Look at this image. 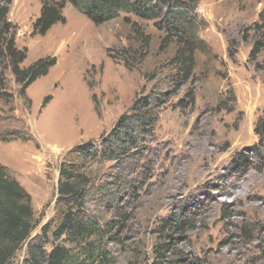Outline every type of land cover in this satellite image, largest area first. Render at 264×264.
Instances as JSON below:
<instances>
[{"label":"rangeland","instance_id":"obj_1","mask_svg":"<svg viewBox=\"0 0 264 264\" xmlns=\"http://www.w3.org/2000/svg\"><path fill=\"white\" fill-rule=\"evenodd\" d=\"M198 2L195 14L204 22L199 36L211 52H197L194 75L183 83L171 71L176 47L163 46L153 22L122 14L95 25L68 4L66 22L41 36L33 27L42 2L12 0L8 20L16 46L27 51L22 67L57 59L27 90L31 108L9 73L12 97L0 99V165L30 194L36 225L13 264H25L29 245L54 217L65 155L107 138L139 97L167 91L177 93L157 112L142 153L93 168L86 208L100 224L115 227L100 241L110 264H161L156 247L172 241L168 261L264 264V139L256 133L264 121V51L250 57L264 0ZM189 91L195 105L179 108ZM69 93L80 108L63 103ZM54 110L56 122L66 119L75 134L65 145L54 131L59 122L55 129L44 125ZM241 155L249 163L238 167ZM180 217L187 221L181 232L162 228Z\"/></svg>","mask_w":264,"mask_h":264},{"label":"trees","instance_id":"obj_2","mask_svg":"<svg viewBox=\"0 0 264 264\" xmlns=\"http://www.w3.org/2000/svg\"><path fill=\"white\" fill-rule=\"evenodd\" d=\"M42 8L34 24L36 35H46L57 24H64L63 10L71 5L95 25H103L131 15L153 22L161 32L164 45H174L176 52L170 65L172 73L183 83H188L196 66L197 52L211 50L199 34L204 27L195 14L198 0H40ZM12 0H0V99L9 100L7 74H11L20 86L19 96L31 108L27 90L39 79L46 77L57 65L56 58L40 59L29 67H22L27 51L16 46L14 26L8 20ZM130 23V18H125ZM256 40L250 53L256 60L264 51V14L252 27ZM177 91L162 92L157 96L139 97L129 113L122 116L107 138L92 141L73 148L60 165L57 186L58 197L53 219L41 229L40 238L31 242L25 264H110L101 239L115 229L105 226L87 212V199L94 186V166L104 163H120L135 153H142L145 142L158 124V111ZM187 99L178 107L187 109L195 105V95L189 91ZM45 99L43 107L48 104ZM264 121L258 124L256 133L264 139ZM29 140V138H26ZM249 163V157L241 155L238 167ZM180 218L164 221L163 229L174 227L176 233L186 225ZM173 223H175L173 225ZM106 227V228H105ZM35 214L30 194L12 178L6 167L0 165V264H13V258L31 238L35 230ZM116 239L117 234L113 235ZM170 241L172 236L168 237ZM174 242L161 243L156 253L161 264H186L182 260L168 261L166 254Z\"/></svg>","mask_w":264,"mask_h":264},{"label":"bare ground","instance_id":"obj_3","mask_svg":"<svg viewBox=\"0 0 264 264\" xmlns=\"http://www.w3.org/2000/svg\"><path fill=\"white\" fill-rule=\"evenodd\" d=\"M67 96L70 97L71 99H66L63 103H65L66 105H68L69 102L70 103H74V106H77V107L80 108L81 102H80V99L76 96V94L69 93ZM63 103L60 104L61 108L64 105ZM57 107H59V106L57 105ZM52 114H54V115H52L50 118H48L44 125L48 128L49 124H53V127L55 129V125H57V122H59L61 124V126H59V127L56 126V129L54 131H56L55 134H56V137H57V142L59 144H64L65 145V144L69 143L75 137L74 131L71 129L70 126H68V124H66L67 123L66 119L62 118L63 120H60V121L56 122V120H55L56 117H54L57 114L56 110H54L52 112ZM1 155L4 156V153L0 151V156ZM5 155L8 157L9 161L13 160L12 159L13 155H7V154H5ZM4 159H6V158L4 157Z\"/></svg>","mask_w":264,"mask_h":264}]
</instances>
